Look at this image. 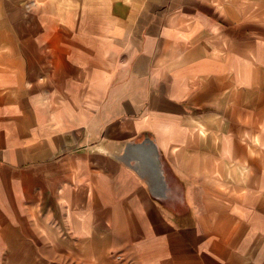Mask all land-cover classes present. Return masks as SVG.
I'll return each instance as SVG.
<instances>
[{
	"label": "crops",
	"instance_id": "crops-1",
	"mask_svg": "<svg viewBox=\"0 0 264 264\" xmlns=\"http://www.w3.org/2000/svg\"><path fill=\"white\" fill-rule=\"evenodd\" d=\"M3 1L13 256L38 235L145 264H264V0H85L84 28L74 8ZM146 138L161 178L127 154Z\"/></svg>",
	"mask_w": 264,
	"mask_h": 264
},
{
	"label": "rangeland",
	"instance_id": "rangeland-1",
	"mask_svg": "<svg viewBox=\"0 0 264 264\" xmlns=\"http://www.w3.org/2000/svg\"><path fill=\"white\" fill-rule=\"evenodd\" d=\"M15 4L27 6H41L50 8H64L79 11L80 27L87 26V2L71 0H14ZM8 2L0 0V8L8 7ZM73 19L69 16V20ZM13 245L8 244L0 238V264H145L138 261L137 257L130 253L119 254V252H108L91 248L86 241L65 240L57 242L55 239L51 241H41L38 235L32 241V256L30 260L27 257H14Z\"/></svg>",
	"mask_w": 264,
	"mask_h": 264
},
{
	"label": "water",
	"instance_id": "water-1",
	"mask_svg": "<svg viewBox=\"0 0 264 264\" xmlns=\"http://www.w3.org/2000/svg\"><path fill=\"white\" fill-rule=\"evenodd\" d=\"M127 154L129 158L136 159L140 165V170L144 176L152 179L162 177V171L159 166L158 151L152 140L146 138L144 141L139 143H131L127 147ZM150 167L154 168L155 173L150 172Z\"/></svg>",
	"mask_w": 264,
	"mask_h": 264
}]
</instances>
